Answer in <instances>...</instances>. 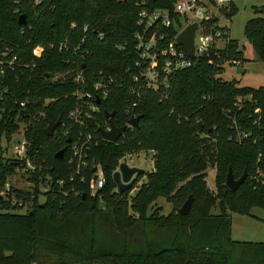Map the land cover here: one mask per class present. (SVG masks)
Returning a JSON list of instances; mask_svg holds the SVG:
<instances>
[{"label":"trees","instance_id":"trees-1","mask_svg":"<svg viewBox=\"0 0 264 264\" xmlns=\"http://www.w3.org/2000/svg\"><path fill=\"white\" fill-rule=\"evenodd\" d=\"M174 1L152 0L151 5L171 10ZM254 11L243 33L264 63V7ZM235 12L233 2L228 13L223 11L229 18ZM137 13L134 0H0V36L18 44L27 60L37 44H68L63 51L47 48L30 78L12 85L4 102L0 137L13 141L20 129L14 100L22 90L30 91L22 123L25 156L34 169L24 171L25 159L0 158V187L17 171L26 173L32 187L15 190L18 198L32 202L26 212L0 200V264H264V240L238 242L230 236L232 213L264 210V87H238L222 78L224 59L245 61L238 42L229 38L220 60L198 57L171 76L168 88L143 90L138 98L130 89L138 73L133 39ZM19 15L33 23L22 34ZM76 46L83 56L74 51ZM78 71L83 82L74 81ZM100 77L115 82L97 103L98 110L81 115L82 123L71 120L70 112L82 103L79 94L93 92ZM134 100L135 113L141 115L138 127H126L116 142L102 139L99 128L109 123L105 113L114 111L113 123L124 126ZM57 120L60 125L47 136L44 129ZM86 133L98 143L85 151L88 168L82 174L87 179L81 182L67 158L70 143ZM64 147L63 158H55ZM141 152L152 154L153 169L137 173L129 189L117 192L113 173L127 156ZM93 168L101 169L105 184L91 195ZM229 168L236 179L247 172L235 191L225 186ZM210 169L215 172L214 191L206 183ZM46 183L49 190L39 202L38 187ZM189 195L191 210L181 215L178 209ZM159 198L171 204L167 214L156 205ZM216 206L219 212L211 213ZM101 211L117 237L113 240L122 246L115 242L112 248L101 247L93 226L86 231L85 216L94 222ZM146 229L163 233L168 244L158 247ZM140 230L144 249L131 250L129 234Z\"/></svg>","mask_w":264,"mask_h":264},{"label":"built area","instance_id":"built-area-1","mask_svg":"<svg viewBox=\"0 0 264 264\" xmlns=\"http://www.w3.org/2000/svg\"><path fill=\"white\" fill-rule=\"evenodd\" d=\"M14 2L19 4V0H14ZM39 2L41 0H34L35 4ZM151 2L152 0H134L135 6L138 7L136 20L138 29L133 33V39L136 41L135 49L138 55L134 66L138 69V73L133 75L131 79V83H136L137 86L135 88L130 84V89L132 88V93L138 98L140 97V92L143 90L157 91L160 88H168L171 76L178 71L191 67L194 60L198 57L211 58V56H215L220 60L222 50L226 48L230 38L227 26L223 25L220 21L224 17L229 18L223 11L228 13L233 0H175L171 10L154 8ZM14 13H19L18 7L14 9ZM192 23H197L194 36L196 58L193 59L176 42L177 35ZM20 25L22 26L20 30L21 34L26 29L33 27V23L28 22L26 17L25 23ZM172 28L176 29V33L173 35L170 34V29ZM17 45L0 36V118L5 113L4 102L12 85L19 83L26 77L30 78V73L36 67V62L41 58L44 51L54 46H57L59 51L68 49L67 42H61L57 45L52 42L37 44L32 47L31 58L27 60L25 51H21L22 53H20L18 51L19 46ZM73 49L80 56H83L80 46L73 47ZM226 64L237 68L242 67L241 62L238 60L224 59L222 66L224 67ZM74 81L83 82V73L80 71L76 72ZM114 82L115 79L112 77H100L93 86V92L87 91L79 94L82 103L70 112V119L82 123L80 121L81 115L89 117L91 113L96 112L98 110L97 103L107 96ZM21 92L20 98L14 100L18 105L16 120L19 112L26 110V106L30 102V91L22 90ZM97 98H99L98 102L96 101ZM137 101L134 100L128 105L126 109L128 119L137 115L135 113ZM27 114L22 116V121L23 117ZM126 127L131 126L126 123ZM101 128L109 130V123L99 128V134ZM100 137L102 138L101 134ZM14 139H17V143L13 146L14 153L11 157L20 160L25 159L26 167L24 171L33 170L32 163L25 156L26 141L23 138V128L19 129ZM97 139L92 133H86L80 135L77 141L70 143L67 163L73 169V173L79 176L81 182L87 179L82 174V169L88 168L84 158L85 151L90 145H96L98 143ZM94 169L95 172L91 170L88 180L91 195L97 193L105 184L101 169ZM71 176L73 177L72 173ZM58 182L61 184V181ZM45 186H47L46 191H48L49 185L46 183ZM17 189L13 187L11 180H8L0 187V200L5 202L10 201L12 205H17L19 209H23L26 212L30 209L29 207L32 205V202L18 198L15 191Z\"/></svg>","mask_w":264,"mask_h":264},{"label":"rangeland","instance_id":"rangeland-1","mask_svg":"<svg viewBox=\"0 0 264 264\" xmlns=\"http://www.w3.org/2000/svg\"><path fill=\"white\" fill-rule=\"evenodd\" d=\"M234 5L236 7V12L230 17V18H222L221 23L223 25H226L229 31V36L233 40H236L238 42L239 47L243 51L244 56V63L242 64V69L244 70L243 73H237L236 69L237 67L233 65H224L222 78L226 80H232L236 79L237 83L236 85L238 87H251V88H257L259 86L264 87V63L259 61L253 51L252 46L247 41V39L244 36L243 29L244 25L250 18H253L256 16L255 8H261L264 7V0H233ZM20 130L24 127L23 123H19ZM13 141L12 140H6L4 136L0 137V158L2 157V160L5 161V159L10 158L14 153L13 148ZM1 160V159H0ZM128 166L135 167L138 169L143 170L145 174L150 172L153 169V160H152V154L150 152H141L138 155H130L127 156L124 160ZM19 174V175H18ZM214 169H210L207 172L206 176V183L209 190L214 191L215 190V184H214ZM27 175L26 173L20 171L16 172L15 175L11 176V184L13 187H16L21 190H32L30 182L27 181ZM144 179L142 177L141 181ZM47 186L40 184L38 187V201L43 202L44 192L46 191ZM157 206H161V212L162 214H167L171 209L172 206L170 203L166 202L163 198H159L156 201ZM103 209V207H102ZM16 212L23 213V209H18ZM219 212L218 207H213L211 209V213L217 214ZM233 220V226H236L235 229L238 230V223L237 220L253 223L251 216L255 218H262L264 217V210L259 207H253L250 210V215H240L233 213L232 215ZM84 220L86 221L85 229L89 233L91 231V228L93 226L95 236L98 239L99 245L101 247H109L112 248V245L117 242L119 246L121 245V242L117 239V237L114 234L113 228L110 226V224H107L105 212H97L94 216V222H91L88 216H85ZM258 224V221L255 222ZM262 226V224H261ZM146 234L158 247L159 244L162 246H166L168 244V241L164 239L165 235L159 231H156V229H146ZM143 233L142 230L138 232H132L129 234L131 236L128 239L129 248L131 250H142L144 249V239L142 237ZM231 238L235 241H238L236 239V235L233 234ZM264 240V239H263ZM253 242H258V240L254 239ZM123 244V243H122ZM116 246V245H114ZM122 246V245H121Z\"/></svg>","mask_w":264,"mask_h":264},{"label":"water","instance_id":"water-1","mask_svg":"<svg viewBox=\"0 0 264 264\" xmlns=\"http://www.w3.org/2000/svg\"><path fill=\"white\" fill-rule=\"evenodd\" d=\"M25 23V16L20 15L19 16V24H24ZM197 27V23H192L191 25L185 27L176 37V42L186 52V54L190 58H196L195 50H194V36H195V30ZM237 73H243L244 70L242 68H237L236 69ZM45 76H48L46 74ZM231 82L233 84L237 83L236 79H232ZM96 101H99V98L96 99ZM27 113V110H21L19 112V116L17 118V122L21 123L22 122V116ZM106 117L108 118L109 121V130L105 129H100V134L104 140L110 141V142H116L119 137L123 134V132L126 130V125L117 127L113 121L112 117L114 116V111L112 112H106L105 113ZM141 118V115H136L133 118H130L127 120V124L130 125L131 127H138L139 120ZM60 125V120H57L55 122H50L46 128L44 129V132L47 136H51L54 134V130L56 129L57 126ZM201 126V123H199ZM70 140H67V143H69ZM17 143V139L13 140V145ZM66 147L60 149L55 153V158L57 159H62L65 153ZM92 172H95V169H92ZM137 173H143V170L135 168V167H130L128 166L125 162H122L119 164L118 169L113 173L112 179L114 183L116 184V190L119 193L124 192L125 190L129 189L135 179V175ZM247 177V172L244 171L243 174L236 179L232 173L231 168L228 169L226 177H225V186L230 190V191H235L245 180ZM191 205H192V196L189 195L188 198L184 201V203L181 205V207L178 209V213L181 215H187L190 210H191Z\"/></svg>","mask_w":264,"mask_h":264},{"label":"crops","instance_id":"crops-1","mask_svg":"<svg viewBox=\"0 0 264 264\" xmlns=\"http://www.w3.org/2000/svg\"><path fill=\"white\" fill-rule=\"evenodd\" d=\"M234 4V2H233ZM233 214V213H232ZM231 214V215H232ZM253 223L244 222L242 220L238 221V230L235 229L236 226H233V220L231 216V228H230V236L233 234L236 235V239L242 242H253L254 239L258 240V242L263 241L264 239V222L262 218H255L251 216ZM256 220L258 224H256ZM262 224V226H261Z\"/></svg>","mask_w":264,"mask_h":264}]
</instances>
